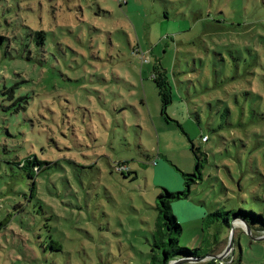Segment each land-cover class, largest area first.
Segmentation results:
<instances>
[{
  "label": "rangeland",
  "instance_id": "rangeland-1",
  "mask_svg": "<svg viewBox=\"0 0 264 264\" xmlns=\"http://www.w3.org/2000/svg\"><path fill=\"white\" fill-rule=\"evenodd\" d=\"M184 133L207 153L171 204L197 256L177 264H264V231L226 214L264 207V0H0V264L160 260L153 163L191 174Z\"/></svg>",
  "mask_w": 264,
  "mask_h": 264
},
{
  "label": "trees",
  "instance_id": "trees-1",
  "mask_svg": "<svg viewBox=\"0 0 264 264\" xmlns=\"http://www.w3.org/2000/svg\"><path fill=\"white\" fill-rule=\"evenodd\" d=\"M152 78L155 83V89L159 98L160 108L162 112H165L168 106L172 103V90L168 78L166 76V72L161 71L159 73V76H152ZM173 124L179 129H181L179 123L174 122ZM203 137L205 136L201 137V142L205 143L208 138L206 141L203 142ZM188 141L190 144V150L195 159V165L194 170L191 174H185L184 172L179 173L181 183L183 184L185 189L178 192H169L167 189L162 188V192L159 193L155 198L154 209L157 215L153 235L158 238V243H155L154 247L160 249V260H155V255L152 254L150 264H177L179 262L177 258L181 255L184 256L188 261H192L197 258V256L195 255L196 249L189 250L186 248L178 247L177 242L178 238L181 235L182 227L177 222L175 216L171 213V204L176 201L187 200L189 198L190 187L196 184L197 182L202 181L201 163L206 158L207 152L203 151L200 146H195L191 140L188 139ZM41 164L42 163L38 161L35 157H28L23 161L17 162L18 168L23 169L26 176L30 179L34 178V176L39 173V171L41 170ZM125 173L130 174V170H127V172ZM125 173L122 174L125 175ZM214 214L222 215V213ZM226 214L232 215L234 220L240 219L241 222H243L250 231H264V207L257 210L249 208L246 210L239 209L237 212L228 211L226 212ZM9 218L10 216L7 215L6 223ZM222 220L226 224V226H229L227 218L224 217ZM4 224L5 222L2 223L1 226H4ZM164 237H166V240ZM211 256L212 255H206L202 258H205V260L213 259V257Z\"/></svg>",
  "mask_w": 264,
  "mask_h": 264
},
{
  "label": "crops",
  "instance_id": "crops-1",
  "mask_svg": "<svg viewBox=\"0 0 264 264\" xmlns=\"http://www.w3.org/2000/svg\"><path fill=\"white\" fill-rule=\"evenodd\" d=\"M156 90V89H155ZM155 97V96H154ZM156 97H157V99H158V101H157V99H156ZM156 97H155V101H156V103H157V105H160V103H159V98H158V96H157V93H156ZM173 103V102H172ZM171 103V104H172ZM170 104V105H171ZM169 105V106H170ZM168 106V107H169ZM167 112L169 113V110H167ZM170 114V113H169ZM171 116H172V114H170ZM188 117H185L184 118V120H186ZM177 123H179V122H177ZM181 126V125H180ZM176 127V126H175ZM178 128V127H177ZM182 129V128H181ZM164 130V129H163ZM166 130V129H165ZM183 130V129H182ZM156 132H157V136H158V141L160 142V138H159V131L156 129ZM163 136H165L166 134H162ZM183 139L182 140H185V142L183 143V145L181 146V148H183V149H186V151L187 152H190L191 154H192V152H191V150H190V144H189V141H188V139L189 140H191L190 138H189V136L187 135V134H185L184 133V136L182 137ZM188 138V139H187ZM208 141V140H207ZM206 141V142H207ZM205 142V143H206ZM187 144H188V146H187ZM172 154H175V151L173 150L172 152H171ZM162 158V161H155L154 163H153V165H154V173H153V175H152V180H153V182H157L156 184H160L161 185V187L162 188H165V189H169L168 188V185H170V184H172V183H174V185H175V188H179V182L181 183V180H180V176L178 175H175V177H176V179L175 180H173V181H170V182H168L167 183V181L165 180L166 178H164V180H163V182H164V184H162V182H161V179H162V175H163V173H162V169H164V167H166L167 165H166V163H165V160L166 159H168L169 157L165 154V152L162 154V155H160L159 154V152H158V155H157V158ZM168 162V161H167ZM183 171H186V170H183ZM155 178H156V180H155ZM182 184V183H181ZM178 185V186H177ZM183 185V184H182ZM190 193V192H189ZM202 220V219H201Z\"/></svg>",
  "mask_w": 264,
  "mask_h": 264
},
{
  "label": "built area",
  "instance_id": "built-area-1",
  "mask_svg": "<svg viewBox=\"0 0 264 264\" xmlns=\"http://www.w3.org/2000/svg\"><path fill=\"white\" fill-rule=\"evenodd\" d=\"M145 61H146V60L141 56V58H140V62L143 63V62H145ZM206 140H207V137H206V136L202 138V141H203V142L206 141ZM116 170H117L118 172H120V173H125V172H127V168H126L124 165H117Z\"/></svg>",
  "mask_w": 264,
  "mask_h": 264
},
{
  "label": "water",
  "instance_id": "water-1",
  "mask_svg": "<svg viewBox=\"0 0 264 264\" xmlns=\"http://www.w3.org/2000/svg\"><path fill=\"white\" fill-rule=\"evenodd\" d=\"M232 225H233V223L230 224L231 230H232ZM231 232H232V231H231ZM246 233H247L248 235L250 234V230L248 229V227H247V232H246ZM228 248H229V247H228ZM228 248L226 249V252L228 251ZM211 257H214V256H211ZM185 261H188V260H185ZM177 262H178V261H177ZM177 262H176V263H177ZM179 262H180V261H179ZM179 262H178V263H179ZM173 264H174V263H173Z\"/></svg>",
  "mask_w": 264,
  "mask_h": 264
}]
</instances>
